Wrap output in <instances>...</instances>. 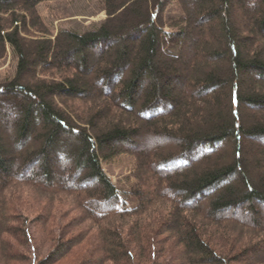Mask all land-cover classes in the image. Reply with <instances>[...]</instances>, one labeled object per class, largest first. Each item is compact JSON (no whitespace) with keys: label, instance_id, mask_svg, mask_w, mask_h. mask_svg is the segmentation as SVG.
Masks as SVG:
<instances>
[{"label":"trees","instance_id":"16d2710c","mask_svg":"<svg viewBox=\"0 0 264 264\" xmlns=\"http://www.w3.org/2000/svg\"><path fill=\"white\" fill-rule=\"evenodd\" d=\"M49 1L0 0V61L17 58L0 84L15 133L11 158L0 133V264L23 260L6 236L30 264H264V176L249 177L264 173V0H102V23L55 36L37 12ZM142 135L171 143L118 146ZM121 154L132 205L101 167ZM242 208L251 223L226 215ZM31 230L54 244L43 261Z\"/></svg>","mask_w":264,"mask_h":264},{"label":"rangeland","instance_id":"374dc122","mask_svg":"<svg viewBox=\"0 0 264 264\" xmlns=\"http://www.w3.org/2000/svg\"><path fill=\"white\" fill-rule=\"evenodd\" d=\"M234 12L237 10H240L237 5L234 6ZM37 12L42 19V21L45 23V25L51 30L52 34L55 36L59 32L62 31H68L73 32L76 34H83L87 31H91L94 29L97 25L102 23L106 19L105 12L102 11V0H55V1H49L44 2L38 5ZM179 14V8L175 2H171L170 5L167 7L165 11V18L168 17H175ZM165 32H168V29L164 30ZM203 35L202 37H204ZM177 65V64H176ZM17 68V58L13 54L12 50L7 47L6 54L3 60L0 61V84L5 83L9 80H11L16 72ZM29 72L26 74L28 76ZM174 87L181 91L184 89L185 82L181 84H176L173 82ZM1 128L0 133L2 135L3 145L5 146V149L7 151L6 155L8 158H11L14 156V153L12 152V149L14 148L13 143L15 140V133L13 130H5L2 131ZM243 138H240V141ZM30 141V138H27V142ZM168 143H171V140H167L163 138L162 136L156 137V136H147L142 135L137 140L131 143H127L125 145L118 144L121 148H128L136 151H146L153 150L155 147H165L168 145ZM25 144V143H24ZM22 148L23 144L20 145ZM234 145L228 144L225 152L230 153L231 148ZM243 151L245 152L244 157L249 159H259V149L258 148H248L247 144H243ZM251 152V153H250ZM13 155V156H12ZM21 163L18 161L15 163V166H20ZM134 158L131 157L128 154H121L118 156H115L113 159H111L108 162H102L101 167L105 175L109 178L111 183L115 186V188L118 191L119 197L122 201H126L129 205H132L129 202V191L131 187L135 184V181L132 177L133 171H134ZM13 166V165H12ZM28 170L24 171L26 174ZM264 176V173L260 170H255L254 167L249 171V177L253 180H258L261 177ZM55 180L59 178V175H55ZM28 193L24 194L26 200H28V206L32 207L31 202L29 201V198L33 193H31L29 190H26ZM20 205V203H18ZM21 207V205H20ZM246 207V206H245ZM256 212L257 216L256 219L260 223L261 226L264 227V208L259 207L256 205ZM227 216H235L239 221L246 223H251L252 217L249 213H247L246 208L239 209V211H229L226 213ZM31 237L34 235L37 238H34L35 240L32 241V246L35 248V254L37 252V256L43 259L49 253H51L54 244L52 241L48 240L47 237H43L39 234V231L37 232L34 230L30 231ZM41 236V237H40ZM8 243L13 246L15 249L17 255L20 256V259L22 260V264H30L29 261L31 259L30 256V250L26 246H22V244L19 242V240L13 239L9 236H6ZM33 240V239H32ZM77 255H84V252L82 250L77 251ZM83 253V254H82ZM259 253L264 254V248H261L259 250ZM36 256V257H37ZM174 258V256H173ZM256 257L251 256L248 258L249 261H253ZM178 259V258H174ZM73 257L67 256V258L62 259L59 262H49L47 263V260L44 262L47 264H73ZM169 260V261H168ZM171 259L168 258L165 261H168L169 263ZM39 261V260H38ZM37 262V261H36ZM42 262V263H44ZM44 263V264H45ZM17 264V263H16ZM142 264H147L142 262ZM149 264V263H148Z\"/></svg>","mask_w":264,"mask_h":264}]
</instances>
